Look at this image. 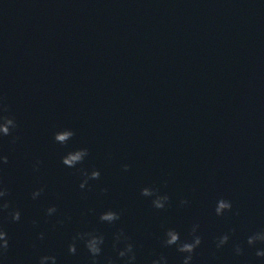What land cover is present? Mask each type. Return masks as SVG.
Returning a JSON list of instances; mask_svg holds the SVG:
<instances>
[{"label":"water","instance_id":"1","mask_svg":"<svg viewBox=\"0 0 264 264\" xmlns=\"http://www.w3.org/2000/svg\"><path fill=\"white\" fill-rule=\"evenodd\" d=\"M0 96L18 126L0 138L8 157L0 181L20 212L18 223L0 217L9 241L0 264L45 255L89 264L82 243L67 253L84 231L104 236L102 261L115 257L119 229L137 264L160 255L181 264L161 240L169 228L189 239L193 224L202 243L192 264H264L255 256L264 245L245 243L264 230V0H0ZM65 128L74 137L54 143ZM79 148L89 155L77 168L100 172L83 192L76 169L61 164ZM146 186L166 193L170 206L153 209L140 195ZM221 198L232 211L217 217ZM181 199L189 204L179 207ZM50 206L57 213L46 217ZM109 209L120 220L100 223Z\"/></svg>","mask_w":264,"mask_h":264},{"label":"clouds","instance_id":"2","mask_svg":"<svg viewBox=\"0 0 264 264\" xmlns=\"http://www.w3.org/2000/svg\"><path fill=\"white\" fill-rule=\"evenodd\" d=\"M17 127L15 118L9 114V107L5 102V98L0 96V138L12 136ZM74 135L75 133L71 129H61L53 133V142L61 146H65L74 137ZM17 139H19V137L13 136L12 143H15ZM88 155L89 152L86 148H79L68 151L61 157V164L64 167L76 169L79 173L81 179L78 184V188L82 192L87 186H89V181L98 180L100 177V172L95 169L88 171L83 168H77V165L82 164ZM7 163L8 157L0 154V166L6 165ZM41 163L42 162L40 160H36L33 163V172H38L40 170ZM122 168L123 171L127 172L129 166L125 164ZM88 190H90V187H88ZM100 191L101 194H105L107 189L102 188ZM43 192V187L37 188L31 192L30 198L32 200H36L43 194ZM9 195L10 192L8 188L2 181H0V217H3L5 220L10 217L11 222L18 223L20 221V212L11 208L7 199ZM140 195L149 199L151 207L157 211L166 210V208L170 206V197L166 193L162 194L159 188L153 186L143 187L140 190ZM188 204L189 201L186 199H181L179 201V207H185ZM231 211V201L223 198L217 200L214 208L215 216L221 217ZM56 213L57 208L55 206L46 208L44 212L46 217H51ZM70 219V217H65L63 220H57V224L62 226L66 220ZM98 220L100 223L111 225L120 220V213L109 209L99 214ZM32 223L35 225L36 221H33ZM199 227V224H193L188 233L189 239L184 240L180 238V233H178L175 229L169 228L164 231V238L161 240V246L165 248H171L174 246L176 252L183 257L181 264H192L193 254L202 243V237L198 235ZM234 231V229L231 230V232ZM231 232L221 235L214 241L217 249L223 248L228 243ZM37 239L43 240L44 234H38ZM104 242V236L95 231L77 232L67 246V253L70 256L76 255L77 244L82 243L88 254L89 264H137V256L134 245L130 241V237L126 235L123 229L117 230L112 237L111 247L115 253V257L104 256L101 261L98 258L102 256V246L104 245ZM245 243L249 248L255 247L257 244L264 245V230L254 232L248 236ZM8 250L9 241L7 232L3 229V227H0V260L7 259ZM233 251L237 257L243 255V248L239 244L234 245ZM255 256L257 259L264 260V248L256 250ZM36 264H57V260L55 256L45 255L39 257ZM149 264H168V260L165 256L160 255L157 258L152 259Z\"/></svg>","mask_w":264,"mask_h":264}]
</instances>
